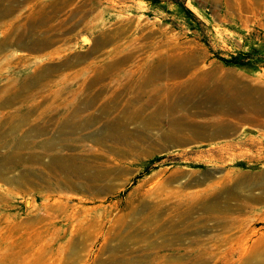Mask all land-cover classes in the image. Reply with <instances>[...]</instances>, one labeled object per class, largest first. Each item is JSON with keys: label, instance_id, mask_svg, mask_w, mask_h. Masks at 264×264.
I'll use <instances>...</instances> for the list:
<instances>
[{"label": "rangeland", "instance_id": "obj_1", "mask_svg": "<svg viewBox=\"0 0 264 264\" xmlns=\"http://www.w3.org/2000/svg\"><path fill=\"white\" fill-rule=\"evenodd\" d=\"M175 1L0 0V264H264V0Z\"/></svg>", "mask_w": 264, "mask_h": 264}, {"label": "bare ground", "instance_id": "obj_2", "mask_svg": "<svg viewBox=\"0 0 264 264\" xmlns=\"http://www.w3.org/2000/svg\"><path fill=\"white\" fill-rule=\"evenodd\" d=\"M84 40L86 42L87 41L89 42V38L87 36H84ZM49 42H50L49 39L44 40L40 43L30 45L29 48L34 50V51L42 50L43 48H47L49 46V44H50ZM94 46L96 47L98 45L95 44ZM95 47H92L91 52L95 49ZM186 71H187V69L185 67H183L181 65H176L172 61H171V63H170V61L169 62L164 61L163 65H161L159 63H157V64L148 63L142 71V74H143L142 77L144 78V80L149 81L153 85L152 89H151L152 91L159 90V89H157V87L160 85V83H161L160 81L162 78H166L167 80H169L170 82L167 84V87H166L167 92L169 95H170V93H172V96H175V95L177 96V98L175 99V103L172 105V107H174L175 105L182 102L180 100H183L185 97H186V99H189V98L191 99L192 95H195L198 92L202 83H205L203 77L209 76L207 73L201 74V72L199 70L198 73H195L192 77H188L185 80H181V75L185 74ZM239 92H237L236 95H232L230 98L222 101L220 105L217 102L209 103V108H212V111H218V109H222L223 110L222 112H224V113L230 112L232 114L238 115L239 118L243 119V117L246 115L245 114L246 112L254 111V110L250 106L249 100L246 98H243V94L241 95V93H239ZM178 97H179V99H178ZM188 101H192V100H188ZM166 103H168V102L166 101ZM164 104H165V101L159 107H157L155 109V112L162 113L164 110H166L168 108V106H166ZM227 115H229V114H227ZM117 120H119V119H117ZM142 122H146V121L142 120ZM212 122L219 125L221 127V130L224 131L225 121L222 120V118L220 116H216L215 119L213 118ZM118 132H119V137L123 140H129L131 138V136L129 134H127L126 132H124L123 130H118ZM208 188H210V187H208Z\"/></svg>", "mask_w": 264, "mask_h": 264}, {"label": "trees", "instance_id": "obj_3", "mask_svg": "<svg viewBox=\"0 0 264 264\" xmlns=\"http://www.w3.org/2000/svg\"><path fill=\"white\" fill-rule=\"evenodd\" d=\"M146 1H148L153 5H156V4H161L163 1H168V0H146ZM173 3L180 4L181 9L183 10V12L187 14V16L197 19L195 13L186 5L184 0H176ZM219 58L227 64L250 67L256 63L258 64L264 63V48L251 47L247 51L241 50L238 51L236 54H231L230 57L219 56Z\"/></svg>", "mask_w": 264, "mask_h": 264}]
</instances>
